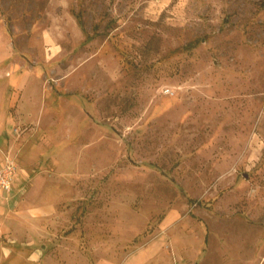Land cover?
Here are the masks:
<instances>
[{"label":"rangeland","instance_id":"1","mask_svg":"<svg viewBox=\"0 0 264 264\" xmlns=\"http://www.w3.org/2000/svg\"><path fill=\"white\" fill-rule=\"evenodd\" d=\"M0 18L30 72L3 102L25 184L0 203L3 256L264 264V0H0Z\"/></svg>","mask_w":264,"mask_h":264},{"label":"crops","instance_id":"2","mask_svg":"<svg viewBox=\"0 0 264 264\" xmlns=\"http://www.w3.org/2000/svg\"><path fill=\"white\" fill-rule=\"evenodd\" d=\"M15 55L16 50L12 45V41L4 30V24L2 19L0 18V125L3 124L5 119V114L3 112V102L7 95V92L10 88H17V86H22L25 82V80H28L30 78V75L28 71H25L24 73H19L21 70H26L25 64H21L18 61H15ZM25 94L23 93V96ZM11 126V127H10ZM18 129L16 126L9 125L8 127H2L0 128V145L5 144L7 140H11L12 137H14L13 130ZM20 135V134H19ZM9 140V141H10ZM1 151V150H0ZM11 153V152H10ZM2 157L3 155L0 154V165L2 164ZM15 163H17L18 171L20 170V165L18 161L15 159ZM17 171L15 175V179L13 181V188L12 192H16L17 194H20V192H24L25 190V184L20 185L17 187L16 182L19 179V172ZM17 187V188H16ZM10 195V194H9ZM8 196V194L0 193V203L4 201V198ZM14 248H10V246L4 247L0 244V264H24L23 259V253L19 254L17 253L15 262L10 261L9 254L3 256L1 252L4 251H11ZM15 250L18 252L19 248H15ZM37 258V255H36ZM33 263L31 264H39L35 261V256L31 258ZM30 264V263H29ZM126 264H137L136 260H127Z\"/></svg>","mask_w":264,"mask_h":264},{"label":"built area","instance_id":"3","mask_svg":"<svg viewBox=\"0 0 264 264\" xmlns=\"http://www.w3.org/2000/svg\"><path fill=\"white\" fill-rule=\"evenodd\" d=\"M18 129H14L13 133L17 134ZM0 165V193L11 194L13 188V181L18 171L17 163H15L14 156L9 152H5L2 157Z\"/></svg>","mask_w":264,"mask_h":264}]
</instances>
